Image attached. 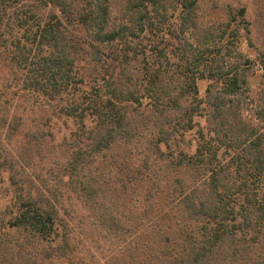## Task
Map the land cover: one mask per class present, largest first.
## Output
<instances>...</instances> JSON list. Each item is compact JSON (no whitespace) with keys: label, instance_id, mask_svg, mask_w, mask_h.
Masks as SVG:
<instances>
[{"label":"trees","instance_id":"1","mask_svg":"<svg viewBox=\"0 0 264 264\" xmlns=\"http://www.w3.org/2000/svg\"><path fill=\"white\" fill-rule=\"evenodd\" d=\"M199 1L0 0V264H264L245 9L202 27ZM53 120L71 128L49 175Z\"/></svg>","mask_w":264,"mask_h":264},{"label":"rangeland","instance_id":"2","mask_svg":"<svg viewBox=\"0 0 264 264\" xmlns=\"http://www.w3.org/2000/svg\"><path fill=\"white\" fill-rule=\"evenodd\" d=\"M124 0H113L112 8L116 13L118 9L121 7V4ZM257 0H200L199 1V24L202 27L213 26L215 28L220 27L221 23L225 21V13L226 6H231L234 9L243 7L245 9V20L248 23V32L244 30L241 31V37L239 41V49L244 53L247 57H249L253 62V68L251 70V76L249 79L250 84V92H249V102L245 107L244 116L246 119L250 120L252 123L259 124V120L257 118L258 108L262 106L263 98L262 94L264 91V17H262L257 10L256 3ZM167 11V18L164 22V28L167 31H171L172 33L176 32L177 29V21L176 14L173 12V8L170 7ZM147 39V38H146ZM143 45H148V39L142 43ZM176 40L166 39L163 43V47H167L170 50L171 55L169 57V68L170 69H178L176 68L178 62L175 58V53L178 51L175 48L179 45ZM181 49V47H180ZM179 49V52H180ZM207 86L205 81L199 83V96L202 98L204 96V91ZM42 129L44 133H53L54 134V142H48L39 150V155L41 160L37 161L39 164L37 167L42 169V172L45 174H49L50 172H54L57 169V151L60 155V150L58 149L59 143L61 142L62 136L68 132L71 128L69 124L63 123L61 121H52V125L47 121L42 122ZM264 128V125H263ZM193 134H187L185 137L180 139L179 148L188 149L191 144L194 143ZM87 216H90L87 215ZM91 219H89L90 223ZM96 242L100 240L95 239Z\"/></svg>","mask_w":264,"mask_h":264}]
</instances>
